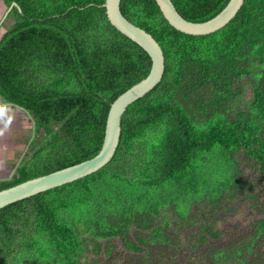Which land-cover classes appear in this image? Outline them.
Masks as SVG:
<instances>
[{
	"label": "trees",
	"instance_id": "16d2710c",
	"mask_svg": "<svg viewBox=\"0 0 264 264\" xmlns=\"http://www.w3.org/2000/svg\"><path fill=\"white\" fill-rule=\"evenodd\" d=\"M0 1L16 17L0 36V98L48 133L44 150L25 157L3 190L93 158L110 105L149 74L151 61L110 25L105 0ZM170 1L193 23L229 2ZM119 7L159 44L161 81L124 112L102 169L0 209V264H264V0H244L226 26L204 36L173 29L154 0ZM253 187L256 206L240 235L182 253L189 262L181 263L176 235L190 225V197L205 198L224 229L244 209H215ZM170 243L176 253L162 257Z\"/></svg>",
	"mask_w": 264,
	"mask_h": 264
},
{
	"label": "water",
	"instance_id": "95a60500",
	"mask_svg": "<svg viewBox=\"0 0 264 264\" xmlns=\"http://www.w3.org/2000/svg\"><path fill=\"white\" fill-rule=\"evenodd\" d=\"M154 1L163 18L173 29L191 36H204L220 30L236 16L244 3V0H229L226 6L212 19L203 23H193L182 18L170 0ZM119 5L120 0L104 1L103 7L107 20L120 34L147 53L151 61L149 74L122 93L110 105L102 145L100 151L93 158L0 190V209L38 193L82 179L102 169L111 161L118 147L121 117L124 112L161 81L164 72V56L159 44L149 33L125 19Z\"/></svg>",
	"mask_w": 264,
	"mask_h": 264
},
{
	"label": "rangeland",
	"instance_id": "374dc122",
	"mask_svg": "<svg viewBox=\"0 0 264 264\" xmlns=\"http://www.w3.org/2000/svg\"><path fill=\"white\" fill-rule=\"evenodd\" d=\"M9 9L1 3L0 1V36L4 33V31L12 26L15 22L16 17L11 16L7 18V12ZM1 104L5 105L6 103L3 99L0 98ZM14 109V108H13ZM15 117L17 120L21 122V126L24 127L26 134L24 135V144L23 151L21 153V157L19 161L13 163V167L11 171L9 170V178L0 181V185L9 182L12 179H16L18 177V169L17 167L21 165L23 159L25 157L30 156L34 151L40 150L47 142V132H43L38 130L39 125L35 123L34 120H31V117L22 112L21 110H15ZM46 146V145H45ZM45 146L41 149L44 150ZM39 153V152H38ZM232 158L238 163L245 167L248 170V162L244 159L241 153L233 154ZM37 160L36 156L32 159L26 160V164L23 165V169L26 171L30 170V164H33ZM245 170V172H246ZM250 171V170H249ZM247 174V173H246ZM216 175V174H215ZM248 176V175H247ZM245 186L247 184H251L250 179L247 177L245 180ZM156 188L161 190L164 188L162 184L155 186ZM256 188L245 189V192L239 193L237 196L223 201L218 209L221 212L227 214H236L239 213L241 208L244 209L242 213V219L239 224L235 223L230 228L225 227L224 229L216 228L213 222V218L208 215V210L210 205L205 202V198L201 200L202 202H195L194 197H190V201L192 203L191 208L189 209L188 221L190 225L183 224L181 228L178 230V242L179 247L182 249L181 254L176 255L177 258L180 257L181 263H188L187 257L182 253H188L190 255L197 254L199 251L203 250L206 246L212 244L216 246H220L223 243H227L229 241L235 240L240 234V228L246 226L248 217L246 213L249 210H252L256 206ZM192 220V222L189 221ZM233 232H235V236L233 237ZM160 243L151 246V250L155 253L159 250ZM171 243L164 247L162 257L169 258L171 253H176L172 248H170ZM174 251V252H173ZM91 257V255H88Z\"/></svg>",
	"mask_w": 264,
	"mask_h": 264
},
{
	"label": "crops",
	"instance_id": "0c3cea01",
	"mask_svg": "<svg viewBox=\"0 0 264 264\" xmlns=\"http://www.w3.org/2000/svg\"><path fill=\"white\" fill-rule=\"evenodd\" d=\"M4 104L0 101V181L9 178L13 163L19 161L26 134L21 122L15 117L16 109Z\"/></svg>",
	"mask_w": 264,
	"mask_h": 264
}]
</instances>
